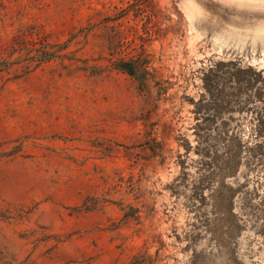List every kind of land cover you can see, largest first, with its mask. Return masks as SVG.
I'll return each instance as SVG.
<instances>
[{"label":"rangeland","instance_id":"374dc122","mask_svg":"<svg viewBox=\"0 0 264 264\" xmlns=\"http://www.w3.org/2000/svg\"><path fill=\"white\" fill-rule=\"evenodd\" d=\"M188 2L0 0V264H264V0Z\"/></svg>","mask_w":264,"mask_h":264},{"label":"trees","instance_id":"16d2710c","mask_svg":"<svg viewBox=\"0 0 264 264\" xmlns=\"http://www.w3.org/2000/svg\"><path fill=\"white\" fill-rule=\"evenodd\" d=\"M119 69L123 72L126 73L127 75L136 78L138 80H144L141 81L143 85L145 84V79L142 71V65H140L137 60H129V61H123L118 64Z\"/></svg>","mask_w":264,"mask_h":264},{"label":"bare ground","instance_id":"6f19581e","mask_svg":"<svg viewBox=\"0 0 264 264\" xmlns=\"http://www.w3.org/2000/svg\"><path fill=\"white\" fill-rule=\"evenodd\" d=\"M187 2H188V0H187ZM189 3V2H188ZM187 5V4H186ZM189 5V4H188ZM187 5V6H188ZM190 6V8H191V6H192V4L191 5H189ZM189 9V8H188ZM192 9V8H191ZM191 9H190V11H191ZM193 12V11H192ZM189 15H190V12H189ZM188 17H190V16H188Z\"/></svg>","mask_w":264,"mask_h":264}]
</instances>
